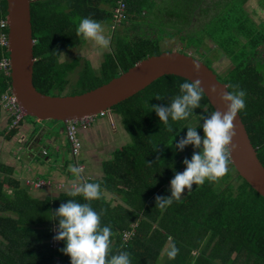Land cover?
Here are the masks:
<instances>
[{
  "label": "trees",
  "instance_id": "16d2710c",
  "mask_svg": "<svg viewBox=\"0 0 264 264\" xmlns=\"http://www.w3.org/2000/svg\"><path fill=\"white\" fill-rule=\"evenodd\" d=\"M247 1L123 0L125 19L116 29H109V50L94 70L86 59L80 64L76 56L62 63L60 55L85 42L76 32L80 18L89 16L110 26L116 0H30L32 85L38 92L54 96L53 90L70 85L68 77L78 67L73 85L75 95L82 94L135 63L159 55L164 40H177L185 49L193 47L195 54L203 55L199 50L207 39L230 67L219 75L210 59L202 63L227 91L234 84L245 90L246 107L238 115L264 167V21L250 18ZM258 4L264 10V0ZM157 8L164 14L162 19L150 16ZM5 18L6 2L0 0V20ZM7 56L0 47V60ZM183 80L163 76L110 109L119 117L129 143L115 148L102 163L99 180L84 178L119 199L114 203L101 195L91 201L101 214V223L111 225L110 254L128 251L132 264H264V198L238 176L230 161L227 173L216 181L205 180L165 208L155 205L157 196L170 195V180L184 170L182 161L198 150L191 144L176 149V142L192 121L202 135L201 126L213 111L203 96L200 106L185 120L171 121L169 117L172 132L165 128L151 106L170 105ZM9 88L10 77L0 70V95ZM14 133L12 130L8 138ZM69 192L34 199L15 180L12 170L0 165V264H70L60 251L63 241L50 242L52 227L57 230L52 213L73 198ZM74 198L84 202L82 196ZM173 243L179 251L169 259L167 251Z\"/></svg>",
  "mask_w": 264,
  "mask_h": 264
},
{
  "label": "clouds",
  "instance_id": "9594fccd",
  "mask_svg": "<svg viewBox=\"0 0 264 264\" xmlns=\"http://www.w3.org/2000/svg\"><path fill=\"white\" fill-rule=\"evenodd\" d=\"M78 35L85 41H92L98 50L109 48L110 37L104 34L100 21L89 16L79 19L76 29ZM199 63L193 61L192 70L198 72ZM232 91H222L220 99L226 103V110H214L202 124V135L195 127H187L186 134L176 142V149L182 150L191 144L194 151L190 159H184V170L177 172L170 180V195L157 196L155 205L165 208L172 204L173 199H179L182 192L190 191L193 184H203L205 180L216 181L228 171L230 153L237 147L232 143L235 135L234 118L246 107V92L238 84L231 85ZM204 96L199 79H184L179 84V92L171 99L170 105L162 107L152 105L159 120L165 128L172 132L169 122L188 118L192 109L200 106ZM157 99L161 95H156ZM70 171L79 176L82 169L73 165ZM82 196L84 202L75 199ZM102 195L101 185L96 182L81 183L68 193L69 197L53 212V219L57 220V230L53 237L56 241H63L62 253L69 257L70 264H132L128 251L111 253V225L101 223V214L91 205V201ZM179 249L173 243L167 251L169 259L175 258Z\"/></svg>",
  "mask_w": 264,
  "mask_h": 264
},
{
  "label": "water",
  "instance_id": "95a60500",
  "mask_svg": "<svg viewBox=\"0 0 264 264\" xmlns=\"http://www.w3.org/2000/svg\"><path fill=\"white\" fill-rule=\"evenodd\" d=\"M8 33V57L10 63V89L25 116L37 121H66L96 116L134 96L155 80L173 75L183 79H199L212 110H226L220 93L227 91L213 71L190 55L177 52H161L135 63L127 71L92 90L70 96H51L38 92L32 85L33 39L30 23V0H5ZM193 61L199 63L198 72H193ZM235 135L230 153V162L240 178L264 198V167L256 156L245 127L236 115ZM43 133V134H41ZM49 135L42 129L37 135ZM44 137L43 139H45ZM41 137L37 140L40 142ZM36 142V140H35Z\"/></svg>",
  "mask_w": 264,
  "mask_h": 264
},
{
  "label": "crops",
  "instance_id": "0c3cea01",
  "mask_svg": "<svg viewBox=\"0 0 264 264\" xmlns=\"http://www.w3.org/2000/svg\"><path fill=\"white\" fill-rule=\"evenodd\" d=\"M108 114L109 116L112 115L110 112ZM24 117L18 123V127H11V117L0 108V165L11 169L12 176H14L15 180L20 183L21 187L24 188L31 197L37 200H43L46 198L50 199L57 196L61 190L66 191V189H63L65 187L71 189V187L74 188V186L81 184V177V179H79L78 176L69 173L71 163H69L68 167H65L68 163V157L66 158V156H69L70 158L69 144L66 141L64 134L65 125L62 124L61 127L57 128L55 124H47L37 121L35 118L30 119ZM45 124L48 125V128L44 126ZM103 124L104 123L94 126V129L90 128V126L87 128L88 131L87 129H85L86 131L79 130L80 140L84 142L97 140V133L95 134L93 130H100L99 126H102ZM41 129L50 134H45L43 136L41 135L43 133H41L37 135V132ZM121 129L123 130L122 127ZM12 130H14L15 133L8 138ZM40 137L41 140L37 143V140H39ZM44 137L46 138L43 139ZM36 146L41 147L39 153L38 150L35 151ZM114 149L115 147L112 151ZM43 150L46 151L45 156H42ZM111 152L106 160L100 162L99 167L96 165L92 168L88 167L89 169L87 168L86 172H88V175L90 176H85L84 178L99 180L102 177L101 165L103 162L110 159ZM51 154L53 158H51ZM37 156H39L40 159H43L41 163L39 160H35ZM83 162L85 164L87 163L85 160H83ZM83 162L81 161L79 163L82 165ZM85 167L86 166H84V168ZM96 167H98L97 170ZM91 176L93 178H91ZM37 179L51 180L53 185L51 187L38 189L26 184L27 180ZM71 179H75L74 182L70 183ZM6 191L7 193H11L9 188H6ZM102 195L107 200H112L114 203L119 202V199L113 198V195L108 192L102 191Z\"/></svg>",
  "mask_w": 264,
  "mask_h": 264
},
{
  "label": "rangeland",
  "instance_id": "374dc122",
  "mask_svg": "<svg viewBox=\"0 0 264 264\" xmlns=\"http://www.w3.org/2000/svg\"><path fill=\"white\" fill-rule=\"evenodd\" d=\"M258 1L259 0H248L245 3V10L254 22L264 21V10L259 6ZM157 9L158 10L152 11L150 16H153V18L158 16L162 19L164 17V14L162 12H160L159 8H157ZM153 21H155V20H153ZM102 27L104 29V34L110 37V34H109L110 26H108V24L106 23V24H102ZM160 32L162 33L161 30H160ZM203 48L204 49L199 50V52L201 54L203 53V55H197V54H195V52H194L195 50L193 47L185 49L183 47V45L181 43H179L177 40L176 41L164 40V42L163 41L160 42V50L162 52L184 53V54L190 55L192 57H195L196 59H198L200 62H203V63H204V61H207V59H210L212 62V67L216 71V73H218L219 75L224 74L227 71V69L230 67V63H229L228 59H226L222 55H219L215 51L214 44L212 42L208 41L207 39L204 40V47ZM108 50H109V48L105 49V50H98V46H96L94 44V42L89 40V41H85L81 46H79L76 49H69V50L63 51L60 55L59 61L62 63L63 62H70L74 57L79 56L80 64H82L83 59H86L87 61H89L92 68L94 70H97L99 62L102 59L103 53L107 52ZM262 57L264 58V48L262 49ZM78 69L79 68L77 67L69 75L68 80H69L70 85H67L61 91H58V90L52 91L54 96L75 95L77 88H75L73 83L77 79V70ZM116 116L113 114L109 116L108 112H106L105 116L97 118L91 124L90 128L94 129V126L99 125L101 123H104L102 126L101 125L99 126L100 130H97V129L93 130V132L95 134L97 133L96 134V136L98 138L97 140L85 141V142L81 141L80 140L81 139L80 133L78 131L77 137H78V139L82 145L81 146V152H80L81 161L82 162H83V160L87 161L86 164L84 162H83L84 165L82 164L84 170L79 174V176H81L82 179L80 177H79V179L83 180L85 176L89 177L90 175H88V172H86L87 168L88 167L92 168L95 165L99 167L100 162L106 160L109 157V153L112 151V149L114 147L119 148V147L129 143V136H127L125 134V132L121 129L122 126H120V119L118 116L117 117ZM24 118L34 119V118H31L28 116H25ZM43 123L55 124V126H57V128L62 126L61 122H56V121H49V122L45 121ZM47 124H45L44 126H46L48 128ZM195 124H196L195 121L189 122L187 127H193ZM187 127L184 130L185 133H186ZM87 131H88V129H87ZM36 150H38V153H39L41 151V147L36 146L35 151ZM51 158H53L52 154H51ZM66 158L68 159V163L66 164L65 167H68L71 158H69V156H66ZM35 160H39L40 163L43 161V159H40L39 156H37ZM84 166H86V167L84 168ZM98 167H96V170L98 169ZM83 172H84V174H83ZM91 178H93V177L91 176ZM74 180L75 179H73V180L71 179L70 183L74 182ZM197 185L198 184H193L191 190H193ZM63 189H66V191L61 190L60 192L71 191L72 188L67 189V187H65ZM187 192H189V191L186 190L185 192H182L180 197L183 196L184 194H186ZM113 198H116V197L113 196Z\"/></svg>",
  "mask_w": 264,
  "mask_h": 264
},
{
  "label": "built area",
  "instance_id": "2783aa9c",
  "mask_svg": "<svg viewBox=\"0 0 264 264\" xmlns=\"http://www.w3.org/2000/svg\"><path fill=\"white\" fill-rule=\"evenodd\" d=\"M125 19V4L123 0H116V5L112 9V21L110 24V30H114L121 24ZM0 47L6 49L8 53V33H7V22L6 19L0 20ZM0 70L7 76H10V63L9 57H3L0 60ZM0 108L7 113L9 117H11V127H18V123L22 120L25 116L23 110L17 103L16 98L11 92L9 88L6 92L0 95ZM106 115V112H100L96 116L91 117H84L81 119L70 120L64 123L65 129V139L69 144L70 150V158L73 165L79 166L83 171V166L79 163L80 162V152H81V142L77 137V133L79 130H85L91 126V124L95 121L98 117H103ZM46 155V151H42V156ZM81 171V172H82ZM87 182L86 180H82V183ZM26 184L31 185L34 188H44V187H51L53 182L51 180H27ZM72 188V187H71ZM73 189V188H72ZM52 233L55 235L56 230L52 227ZM131 232H126L123 235V238L127 239ZM50 242L54 245L57 244V241L53 238Z\"/></svg>",
  "mask_w": 264,
  "mask_h": 264
}]
</instances>
